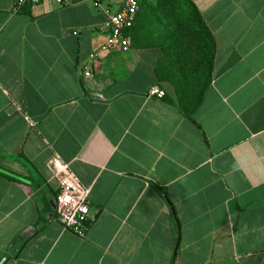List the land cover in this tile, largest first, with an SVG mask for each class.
Returning <instances> with one entry per match:
<instances>
[{
    "label": "crops",
    "instance_id": "crops-1",
    "mask_svg": "<svg viewBox=\"0 0 264 264\" xmlns=\"http://www.w3.org/2000/svg\"><path fill=\"white\" fill-rule=\"evenodd\" d=\"M192 1L217 43L193 120L145 0L130 49L93 61L92 1L0 0V263L264 264V0ZM54 156L90 191L85 236L59 220Z\"/></svg>",
    "mask_w": 264,
    "mask_h": 264
},
{
    "label": "trees",
    "instance_id": "trees-1",
    "mask_svg": "<svg viewBox=\"0 0 264 264\" xmlns=\"http://www.w3.org/2000/svg\"><path fill=\"white\" fill-rule=\"evenodd\" d=\"M152 13H158L171 27L162 48L166 65L160 63L156 72L174 86V96L168 101L193 120L191 114L202 103L214 76L216 39L192 0H158Z\"/></svg>",
    "mask_w": 264,
    "mask_h": 264
},
{
    "label": "built area",
    "instance_id": "built-area-1",
    "mask_svg": "<svg viewBox=\"0 0 264 264\" xmlns=\"http://www.w3.org/2000/svg\"><path fill=\"white\" fill-rule=\"evenodd\" d=\"M46 0H16V9L26 4H37ZM60 5H70L86 0H50ZM96 8L102 10L105 20L101 31L107 36L98 52L90 55L93 61L101 53L127 51L131 42L127 31L134 26L140 9V0H116L117 8L105 5L108 0H90ZM84 75L90 77L92 71L84 70ZM150 96L163 98L165 91L152 86L149 90ZM50 168L59 182V190L55 198V206L58 211L59 220L64 229L71 230L78 236H85L89 228L90 206L88 197L89 189L85 188L74 175L69 165L59 157L54 156L50 162Z\"/></svg>",
    "mask_w": 264,
    "mask_h": 264
},
{
    "label": "rangeland",
    "instance_id": "rangeland-1",
    "mask_svg": "<svg viewBox=\"0 0 264 264\" xmlns=\"http://www.w3.org/2000/svg\"><path fill=\"white\" fill-rule=\"evenodd\" d=\"M157 4H158V0H145V6L146 7H154L155 8ZM147 12H149V11H147ZM150 14H151L152 18L154 19L153 24L155 25L156 20L159 19L160 16H157L158 13L155 14V13L150 12Z\"/></svg>",
    "mask_w": 264,
    "mask_h": 264
},
{
    "label": "water",
    "instance_id": "water-1",
    "mask_svg": "<svg viewBox=\"0 0 264 264\" xmlns=\"http://www.w3.org/2000/svg\"><path fill=\"white\" fill-rule=\"evenodd\" d=\"M4 261H5V258L3 259V261L0 264H2Z\"/></svg>",
    "mask_w": 264,
    "mask_h": 264
}]
</instances>
